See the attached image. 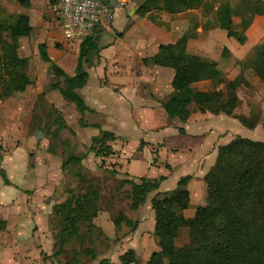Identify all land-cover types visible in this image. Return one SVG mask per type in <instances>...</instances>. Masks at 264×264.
I'll use <instances>...</instances> for the list:
<instances>
[{
  "label": "crops",
  "instance_id": "0c3cea01",
  "mask_svg": "<svg viewBox=\"0 0 264 264\" xmlns=\"http://www.w3.org/2000/svg\"><path fill=\"white\" fill-rule=\"evenodd\" d=\"M21 2L26 6L24 11L14 14L9 12V8L7 7L9 5L8 0H0V13L1 15H24L31 21L30 23L33 26V33H31L35 35L29 34L20 37L19 48L20 53L29 58L28 74L31 81L25 91L5 100L0 99V103L3 106H8L10 102H13L11 98L20 96L21 103L12 106L16 110L29 107L30 113L33 115L31 116V119L33 117L31 123L33 127L35 122L34 115L39 113V111H36V107L37 109L42 107L43 112L47 106L49 108L54 106L61 114L68 108L74 107L77 110L76 104L73 101L70 100L73 104L68 103L61 97L66 98L58 89L52 88V84L57 79L54 74L49 72V63L41 58L38 45L45 42L51 58L64 68L68 74L73 75L79 61L80 43L82 40L72 41L65 38L62 27L52 17L50 10L51 0H21ZM130 2L123 6L112 5L114 17L107 24L98 28L100 29V57L94 65L87 68L89 77L84 86L79 89V92L85 99L93 101L97 105V107H93L87 103L93 112H105L109 114L110 118L116 120L120 127H126V124L129 123L128 121H133V112L141 110L142 112L138 113L139 115L135 113L138 120L145 118L143 125L146 124L145 126L150 131H156V133L154 132L148 137L143 136L135 143L134 147L136 149L127 150L128 146H125L127 142L126 136L120 134L118 130L102 126V129L112 131L115 134V139L108 142L112 153L101 158L115 164V167H109L112 170L114 169L116 171L115 174L120 176L119 180L130 178L137 182L145 181L152 183L163 177L159 181L158 191L173 190L177 187L178 180L181 177L191 175L187 184V189L190 193V204L194 200L197 202V207L205 206L201 204L203 203L201 200L204 201L205 199L204 193L208 197L207 183L204 177L216 160L219 146L229 142H223L222 140L232 135L264 140V100H262L264 98V55H261L260 50L261 45L264 43V14L254 16L251 25L246 29L247 40L244 43H240L235 37L229 36L228 32L222 27L207 28L197 24L198 19L202 20L200 8L186 10L177 14L161 11L158 13L159 19L156 21L151 20L147 14L143 18L138 19L126 18L128 26L123 31V35L120 36L117 34L120 32L117 25L119 19H116L117 8L121 9L126 6L125 8L127 9ZM129 11L128 9L126 10L127 15ZM46 15L51 19H46ZM239 22L240 17L238 19L235 18V23ZM201 31L204 34V38L201 39L202 45L206 46L210 43L214 34L221 35L223 49L220 52V57L231 55L232 59L238 60L240 63L246 57L250 58L252 61L250 68L255 74L250 77V74L247 73V68L244 67L242 71L236 68L234 72H237L229 79L232 73L229 75L225 72V74V70L219 66L218 60L207 58L215 64L212 77L192 83L189 86V90L196 92L217 91L220 94L226 84L228 87H231L229 83L238 77H241V80L236 88H233L234 90H237L243 83H255L257 88L260 86L258 92L262 95L258 99L260 100V105L256 108V112L260 113V116L255 121L248 119L236 109L232 112L233 114H230L229 109L222 100L221 102L225 111L219 113H213L210 110L202 111L197 104L192 103L185 110L183 120L179 118L171 119L162 106L160 100L174 92L172 81L175 71L169 66L157 64L145 65L143 59L156 54L159 50V45L162 43L170 45L183 44L186 46L187 51L192 53L189 51V46L193 40H196ZM31 36L38 42L32 45L28 44L27 46L24 38ZM232 38L240 44L239 47L232 45ZM225 48H227V51H225ZM192 54L199 55L200 53L194 51ZM256 60L258 64H256ZM34 66H37L38 69L33 74L32 70ZM135 66H140L149 70V72L140 75L136 69L134 70ZM154 71H158V74L150 73ZM163 74L165 76H162ZM219 74H221L223 79L222 82H219L221 79ZM105 77L108 79V84L104 82ZM141 79L152 83V85L150 84V88L156 97H148L149 88H146L144 92L140 90L138 82ZM46 83L49 84V88L45 87ZM159 83H164L166 87L164 89L159 88ZM33 84L36 91L32 96H28L27 91ZM204 84H209L211 87L206 88ZM41 95L45 99V105L40 103L39 98ZM79 114L82 116L80 112ZM157 115H159V118L164 119V121H157ZM239 116L245 117L254 124L248 126L240 120ZM242 125L250 129L251 132L244 134L245 130ZM84 127L88 128L92 126ZM180 127L185 129L184 133L179 131ZM36 128L38 129V126ZM95 130L96 134L100 132V129L99 132L96 128L93 129V131ZM120 137H123V139L121 140ZM19 138L21 140V137L16 135L15 131L11 134L9 130L7 131V129L0 125L1 145H6V143L11 144V141L14 140L17 142ZM23 139L26 142L29 141L26 134ZM46 140L44 138L41 141V150L48 155L57 156L59 152L50 149L48 147L49 141ZM144 148L149 149L151 157H144ZM24 149L22 144L16 143L10 152L6 151L3 154V149L1 150L0 170H4L10 183H6L0 171V264L44 263L43 259L49 255L51 256L55 250L52 253H48V249L40 245L44 242L40 236L42 234L45 237L47 236L51 218L52 216L54 217L57 211L49 214L52 211H49L46 205L30 203L26 199L22 200L21 193L23 190L28 188V185L33 180H36L34 182L35 185L40 186L41 183L39 182L42 178V176L38 175L40 172L39 167L35 166V161L37 160L34 157H22ZM155 152L156 155L154 154ZM113 155L115 157H108ZM59 157H62V168L63 152L59 154ZM190 204L187 209L183 210L184 216L185 211L190 208ZM197 207L193 215L189 214V219L195 216ZM152 214L154 217L152 228L154 230V210ZM93 222L96 223L95 221ZM141 224L142 222H139L136 230L141 229ZM113 226L115 227V225ZM114 229L116 231V227ZM48 232L51 235V232ZM109 236H111L110 233ZM55 241L56 239L53 242V248L55 247ZM131 246L134 245L131 244ZM42 250L47 255L43 256ZM157 250H159L158 242L151 253L145 256V260L140 261V264H148L150 255Z\"/></svg>",
  "mask_w": 264,
  "mask_h": 264
},
{
  "label": "trees",
  "instance_id": "16d2710c",
  "mask_svg": "<svg viewBox=\"0 0 264 264\" xmlns=\"http://www.w3.org/2000/svg\"><path fill=\"white\" fill-rule=\"evenodd\" d=\"M196 8H200L208 16L214 13L213 19L206 18L204 23L206 27H222L229 36L244 43L247 40L246 29L251 25L254 16L264 14V0H235L234 3L231 0H145L139 5L138 11L147 13L151 20L156 21L161 11L177 14ZM236 17H240L239 23H235ZM32 30L33 26L27 16L0 15L1 100L25 91L31 81L28 74L29 58L23 56L19 48L20 37L31 34ZM119 35L122 36L123 33L120 32ZM38 48L41 58L49 63V72L56 76L57 80L52 84V88L58 89L62 95L76 104L77 110L82 114L80 118L82 126L100 129V132L92 137L90 150L100 156L111 154L112 149L108 142L115 139V134L110 130L102 129L100 122L87 121L86 112L92 110L79 92L89 77L87 68L94 65L97 59L99 60L100 29L81 41L79 61L73 75L68 74L51 58L45 42L40 43ZM260 50L261 55H264V43ZM143 62L145 65L157 64L174 69L172 81L174 92L160 100L171 118L183 120L185 110L192 103L197 104L202 111L210 110L213 113L225 111L217 91L189 90L192 83L212 77L215 68L212 60L189 53L183 44L162 43L158 52L145 57ZM219 76L221 77V74ZM240 80L241 77H238L229 85L236 88ZM222 81L221 77L219 82ZM39 99L40 103H45L43 95ZM52 108L60 113L54 106L47 113H50ZM239 118L248 126L254 124L245 117L239 116ZM56 120L59 129L68 128L60 114L56 116ZM36 122L35 119L34 124ZM37 126L38 129H43L40 124ZM179 131L184 133L185 129L180 127ZM1 150L0 144V152ZM63 156V169L69 165L81 164L84 160L83 155H77L73 151L69 153L63 151ZM0 171L6 183H10L4 170ZM190 178L191 175L181 177L177 187L168 191H158L159 181L163 177L152 183L137 182L130 178L119 180V187H129L130 208L134 210L140 208L147 201L148 195L156 190L151 203L155 212L154 235L159 250L150 255L148 264L189 263L188 255L178 251L175 240L188 222L183 210L190 204V193L187 189ZM204 179L207 183L208 197L219 200V204L198 206L194 218L198 222L211 223L229 242L226 248L206 246L205 252L218 258L221 264H264V140L237 135L230 142L220 145L216 163L206 173ZM89 194L88 198L82 195L74 197L69 205L61 204L56 212V216H63L65 224L56 234L55 247L58 249H55L52 255L56 258L64 256L63 264H81L78 250L72 249L70 260L65 257V250L71 241L82 239V223H86L87 232L91 233L97 228L104 234L103 229L91 218L98 214L100 208L98 207L100 190L95 187ZM82 204L86 206L82 207ZM113 222L116 232L119 233L124 228L135 231L140 221L120 211L113 218ZM105 238L110 239L108 235H105ZM113 241L116 242L117 238ZM247 251L250 253L248 254ZM82 253L95 260L100 251L97 248L86 247ZM98 264L121 263L114 262L109 257H102Z\"/></svg>",
  "mask_w": 264,
  "mask_h": 264
},
{
  "label": "rangeland",
  "instance_id": "374dc122",
  "mask_svg": "<svg viewBox=\"0 0 264 264\" xmlns=\"http://www.w3.org/2000/svg\"><path fill=\"white\" fill-rule=\"evenodd\" d=\"M144 1L145 0H132L130 2V5H128L127 9L129 11V9L134 8L135 11L133 13H128V15L126 13V6L121 9L117 8L116 19H119L117 25L121 33H123L125 28H127L126 26H128L126 18L138 19L143 18L147 14L140 13L138 11L139 5ZM231 1H233L234 3L235 0ZM8 3L9 5L7 7L9 8V12L14 14L17 12H23L24 8L26 7L22 4L21 0H8ZM200 13L202 14V20L198 19L197 24L206 27V25L204 24L206 18L213 19L214 13L209 16L205 15L202 10H200ZM48 15L45 16L46 19L49 18ZM50 19L51 18H49V20ZM236 19H238V17H236ZM119 33L117 34L119 35ZM34 35L35 34H32V36ZM32 36L24 38V41H26L27 46L28 44L32 45L38 42ZM203 38L204 34L203 31H201L196 37V40H193L191 42L189 46V51L192 53L195 51L200 53L199 55L204 56L206 58H213L218 60L219 66L223 70H225L224 73L227 72V74L229 75L230 73H232L229 79L232 78L237 72H234L236 68L237 70L242 71L244 67L248 69L247 73L250 74V77L254 76L255 73L250 68L252 64L250 58L246 57L240 63L238 62V60L232 59L231 55L220 57V52L223 49V41L221 35L214 34L212 41L206 46L201 44V39ZM232 43V45L234 46H240V44L237 43L234 38H232ZM255 62H257V60ZM256 64H258V62ZM33 68L34 69L32 70V73L34 74L38 68L37 66H34ZM135 69L140 75L149 72V70H146L140 66H135L134 70ZM150 73L158 74V71ZM162 76L165 75L163 74ZM104 82L108 84V79L106 77ZM138 83L142 92H144L146 88H149V98L156 97V95L150 88V86L152 85L151 82H148L145 79H141ZM48 85L49 84L46 83L45 87L49 88ZM158 86L161 89H164V87H166L164 83H159ZM204 87L209 88L211 87V85L204 84ZM259 88L260 86L257 88L256 84L252 82H246L245 84H241L237 90L228 87V85L226 84L224 90L220 92L221 100L229 109L230 114H233L232 112L236 109L239 113L246 116L248 119L255 121V119L260 116V113L256 112V108L260 105V100L258 99L260 96L262 97L261 93L258 92ZM35 91L36 89L33 84L31 85V88L27 91V95L32 96ZM61 97L68 103L73 104L70 100L64 98L63 96ZM20 100L21 98L20 96H18L15 98H11V101L13 102H10L8 106H3V104L0 103V125L3 128L7 129V131L9 130L11 134L15 131L16 135H19V137H21V140L19 138V141L17 142L14 140L11 141V144H2L3 154L6 151L10 152V150L14 148L16 143L22 144V146L25 148L24 152H22L23 154L21 153L22 157H34L35 160H37L35 161V166L39 167L40 169L38 175L42 176L39 182L41 183V185H35L34 182H36V180H33L32 183L28 185V188L24 189L21 193L22 200L26 199L30 203H38L39 205L42 204L43 206L46 205V208L49 211H52L49 213L51 214L54 211H58V208L61 204L69 205L73 202L74 197L80 195H82L83 197L87 196L86 198H88L90 195L89 193L93 190V188H98L101 194L98 201V207L100 208L98 214L95 216H91V218L97 223H95L96 225H99L103 229L104 234L101 233V231L97 228H95L91 233L87 232L86 223H82V239L73 240L67 244L65 250L66 259H71L72 249L75 248L76 250H78L79 256L81 257V264H98L99 260L102 257H109L111 260L118 261V263L121 264H140V261L145 260V256L149 255V253H151V251L157 245V239L154 235V230L152 228L154 223V217L152 214V204L150 203L151 198L153 197L156 191H153L148 195V199L146 203L142 205V207L135 210L131 209V200L128 198L129 187H119L120 176L118 174H115L113 172L114 170L110 168L115 167V164L109 163L107 162V160H102V156L97 155L94 151L90 150L91 138L93 136L92 134H96V130L93 131V129H95L94 127L87 128L80 124L79 118L81 117V115L77 110L74 109V107L68 108L64 111L63 114L55 112L53 108L50 113H47V111H49L50 109L48 106L45 109L46 111L43 112V109L39 108L37 110L39 111L38 116L37 114L34 115V118L38 121L32 127L31 123L33 117L31 119V116L33 115L30 113L29 107H27L26 109L23 108L21 110L17 109L18 111L14 109L15 105L21 103ZM262 100H264V98ZM86 101L89 105L97 107V105H95L93 101H89L88 99H86ZM141 112V110L133 112V121H128L129 123L126 124V127H120L116 120L111 119L110 115L106 114L105 112L90 111L86 114V119L88 122H100L102 126H106L104 128L118 130L120 134L127 137V142L125 144V146H128L127 150H132L135 148V143L138 142L143 136L148 137L154 132L156 133V131H150L148 127L145 126L146 124L143 125V121L145 120V118L138 120L135 113L138 114ZM59 114L65 119L68 128L59 129L58 122L56 120V116H58ZM156 119L157 121H164V119L159 118V115H157ZM38 124H40L43 129H37L36 126ZM242 126L245 130L244 134H249V132H251V130L248 129L246 126ZM96 129L99 132V129ZM39 130L43 132L41 139L37 138V132ZM25 134L28 137V142L23 139ZM235 137V135L228 136V138L225 137L222 141L230 142ZM44 138L49 141L48 147L50 149L59 152V154H61L63 151L66 153L73 151L76 154L84 156L83 162L77 165H69L66 169H62V157H59V154L57 156L51 154V156L41 150V141L44 140ZM120 139L122 140L123 137H120ZM4 148H6V150H4ZM156 152L154 153L155 155ZM0 156H2L1 152ZM108 157L115 156L113 155ZM144 157H151V153L147 148H144ZM216 160L214 164L216 163ZM214 164L210 167V169L214 166ZM204 198V201L201 200V202H203L201 204L203 205L216 206L219 204V200H212L207 197L205 193ZM83 204L81 205L82 207L86 206L87 203L85 205ZM196 207L197 202L192 200L190 208L185 211V216L187 218L188 224L180 230V233L176 240V247L178 248L179 252L188 255V264H221L218 258L206 253L204 247L207 246L226 248L229 242L227 238L222 235L218 231V229L214 227L211 223L206 221L198 222L195 220L194 216L190 217L189 219V214L191 213V215H193ZM120 211L126 212L133 218L139 219V221L142 222L141 229L136 231H130L128 228H124L121 232L116 233L114 229L115 227L113 226V218ZM64 224L65 220L63 219V216H56L55 212L54 217L52 216L51 218L50 226L48 228V231L51 232V235H49V232L47 231L46 237L43 236V234L40 236L42 237L41 240L44 241L40 245L45 246L48 249V253H52L54 249H58V247L53 248V242L57 238L56 234L59 233L61 227ZM124 232L126 233L123 235ZM109 233L111 236H109ZM105 235H108L110 239L107 240L105 238ZM115 238H117L116 242L113 241V239ZM131 244L134 246H131ZM86 247L97 248L100 251L98 258L92 260L91 258L85 256L82 251ZM42 252L41 253L43 256L47 255L44 250H42ZM247 253L249 254L250 252L247 251ZM43 261L44 263L40 262L39 264H63L65 260L64 256L56 258L54 255H49L45 259H43Z\"/></svg>",
  "mask_w": 264,
  "mask_h": 264
},
{
  "label": "built area",
  "instance_id": "2783aa9c",
  "mask_svg": "<svg viewBox=\"0 0 264 264\" xmlns=\"http://www.w3.org/2000/svg\"><path fill=\"white\" fill-rule=\"evenodd\" d=\"M131 0H116L123 6ZM110 0H53L52 17L68 40H83L114 17Z\"/></svg>",
  "mask_w": 264,
  "mask_h": 264
},
{
  "label": "water",
  "instance_id": "95a60500",
  "mask_svg": "<svg viewBox=\"0 0 264 264\" xmlns=\"http://www.w3.org/2000/svg\"><path fill=\"white\" fill-rule=\"evenodd\" d=\"M110 3H111V5H113V6H117V5L119 6V4L116 2V0H110ZM134 11H135V9L132 8V9L129 11V13H133ZM42 135H43V132H42L41 130H39L38 133H37V137H38V139H41Z\"/></svg>",
  "mask_w": 264,
  "mask_h": 264
}]
</instances>
